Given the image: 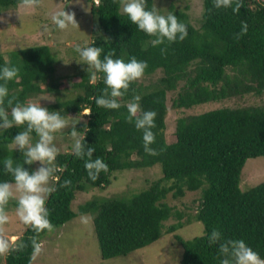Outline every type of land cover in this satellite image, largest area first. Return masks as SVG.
<instances>
[{
    "label": "trees",
    "instance_id": "trees-1",
    "mask_svg": "<svg viewBox=\"0 0 264 264\" xmlns=\"http://www.w3.org/2000/svg\"><path fill=\"white\" fill-rule=\"evenodd\" d=\"M88 1L96 20L93 39L87 46L100 48L101 59L114 51V59L129 62L135 57L147 62L143 77L134 81L120 99L119 109L96 105V98L106 87L104 74L98 73L97 81L92 83L86 64L71 77L70 86L63 78H56V58L47 44L12 51L8 58L0 53V70L6 65L19 69L18 78L7 83L5 110L10 114L16 103L31 102L32 95L54 93L57 99L47 104L49 111H57L64 118L84 116L86 121L75 128L82 134L85 150L95 148L92 159L99 157L109 167L107 173L102 172L93 181L85 161L75 156L73 150L58 153L53 170L54 190L46 197L53 226L92 213L103 259L127 255L170 232L183 247L181 264H220L219 242L210 245L208 239L213 230L221 233V242L243 239L264 259V182L248 190L240 186L247 160L264 156V0H243L239 14L231 8H215L213 0H202L199 26L191 22L186 10L171 5L165 16L175 15L187 26L188 35L183 41L165 40L157 46L152 44L155 37L131 23L120 0ZM20 4L22 0H0V11L15 9ZM146 7L149 10L155 7V0H147ZM242 21L247 22L248 31L237 39ZM162 49L166 52L162 53ZM0 84L4 81L0 80ZM62 92L69 97L61 98ZM169 92H177L172 98V107L177 109L239 100L248 95L262 101L180 116L175 140L169 142L166 137ZM136 96L141 98L138 103L142 112L157 113L156 127L152 129L156 141L151 145L157 155L144 151L142 130L127 121L126 105L136 102ZM10 98L12 105L7 104ZM20 131H27V125L0 127V182H14L5 171L4 162L8 158L13 160L14 167L23 166L29 172L36 169L35 162L25 164L23 151L13 146ZM30 135L38 138L34 131ZM156 164L161 165L163 176L144 190L129 198L94 197L81 204L78 211L73 210L77 192L107 187L116 171ZM66 180L71 183L64 187ZM197 190H201L197 212L186 224L194 219L201 221L204 233L186 239L176 233L184 226L181 221L184 214L166 198L170 193L180 197L186 191ZM11 204L17 207L16 200H12L7 209ZM173 217L178 221L167 226L166 221ZM47 232L37 234L26 225L15 243L23 244V249L6 254L4 264H33L32 240L41 244Z\"/></svg>",
    "mask_w": 264,
    "mask_h": 264
},
{
    "label": "rangeland",
    "instance_id": "rangeland-1",
    "mask_svg": "<svg viewBox=\"0 0 264 264\" xmlns=\"http://www.w3.org/2000/svg\"><path fill=\"white\" fill-rule=\"evenodd\" d=\"M171 5L186 10L191 22L196 26L200 25L203 12L202 0H155V8L162 15L169 12ZM90 7L91 4L88 0H41L40 6L30 9L20 4L15 9L0 11V53L6 54L8 58L12 51L47 44L51 47L56 58L55 77L63 78L65 84L70 86L71 77L79 67L85 65L77 62L79 55L75 49L77 46L87 47L93 39L92 29L96 16L93 15ZM60 10L75 13L79 25L69 26L65 30L57 28L52 22L51 16ZM176 93L169 92L168 94L169 112L166 120V137L169 142L175 140L176 121L180 116L200 113L222 106H237L262 101L260 97L248 95L239 100H222L202 104L191 109H177L172 107V98ZM60 96L63 98L66 93L62 92ZM56 99V95L52 92L32 95L29 98L31 102L45 107L47 104L55 102ZM65 118L69 121V126L62 132L55 134L54 143L59 152L73 150L74 141L70 135L72 122L74 120L79 121V123L86 121L84 116L78 115H70ZM77 133L82 137L80 132ZM37 140L38 138L32 137L33 144ZM13 146L15 145L13 144ZM54 165L50 166L53 170ZM35 166L36 169L39 168L40 163L35 162ZM162 176L160 164L153 167L127 168L116 171L113 173L111 184L107 187H92L86 191L77 192L72 208L78 211L81 204L94 197L122 196L129 198ZM262 182H264V156L248 159L241 175V189L248 190ZM53 184L54 178L52 177L49 186L52 187ZM15 194L19 195V193ZM200 196L201 190H197L186 191L185 195L180 197H174L170 193L166 198L170 205L184 214L181 219L184 226L178 228L176 233L186 239H192L204 233V225L201 221L194 219L193 222L186 224L187 219L197 212ZM9 206L7 211L11 222L5 227L6 236L11 241L12 237L17 240L22 235L26 225L15 215L17 207L13 204ZM177 221V217H173L166 221V225L174 224ZM182 256L183 247L175 238L174 233L164 232L160 238L143 248L127 255L103 259L95 232L93 214L86 213L78 215L61 226L54 227L52 232H47L41 243V251L34 255L33 264H181ZM4 261L5 255L0 256V264H4Z\"/></svg>",
    "mask_w": 264,
    "mask_h": 264
},
{
    "label": "clouds",
    "instance_id": "clouds-1",
    "mask_svg": "<svg viewBox=\"0 0 264 264\" xmlns=\"http://www.w3.org/2000/svg\"><path fill=\"white\" fill-rule=\"evenodd\" d=\"M147 0H120L122 11L129 18L132 24L151 37L153 46L163 44L165 40L168 42L183 41L188 35L187 26L180 22L173 14L167 16L160 14L155 7L147 9ZM25 8H33L41 5V0H22ZM214 7L231 8L235 14H239L244 6L243 0H213ZM52 22L60 30H65L69 26L79 25L75 13L66 10L55 12L51 16ZM241 33L237 35H245L248 31L246 21H242ZM79 55L78 63L88 65L87 72L90 74L91 82L95 83L98 79V73L104 74V83L106 87L103 94L96 98L95 103L100 108L119 109L121 107L120 99L128 92L130 85L142 78L147 68L146 61H138L135 57L129 62L123 59H114V51H109L104 58L101 59V49L97 47H79L75 49ZM162 53L166 49L161 50ZM19 69L17 67L4 66L0 70V80L4 84H0V119L3 124L0 127L5 129L27 125V131H20L15 135L13 144L24 153V163L33 164L39 162L40 167L32 172L23 166H13V160L8 158L5 160V171L14 178V182H0V256L6 255L11 251H20L24 245H15V238L11 241L6 236V225L11 222V218L7 211L10 201L16 200L17 208L15 215L19 220L29 226L35 233L39 234L47 230L52 232L54 226L49 219V210L46 207V196L54 189L50 187V180L53 177V169L50 167L54 164L59 149L56 147L55 134L62 132L69 126V121L61 116L57 111H49V109L41 104L28 102L26 104L16 103L11 107L10 114L5 110V98L9 96L7 83L18 78ZM136 102L126 105L128 110L127 121L135 124L137 130L143 132L144 151L149 155H157L155 149L151 147L156 141V136L152 129L156 127L155 118L157 113L154 111H141L139 101L140 97L136 96ZM8 105L13 104V99L7 100ZM91 111L86 114H90ZM9 115L11 118H9ZM79 121L72 122V131L70 133L73 138V152L75 156L85 161V168L91 180L95 181L100 174L107 173L109 167L101 158L92 159L95 148L88 147L85 150V144L82 142L76 131L75 125ZM38 137L33 144L32 132ZM86 158V159H85ZM71 182L64 181V187ZM15 193H19L17 196ZM86 222V220H85ZM210 245L219 242V253L222 254L220 264H264V259L246 244L243 239L224 240L221 242V233L213 230L208 237ZM34 253L41 251V244L35 239L32 240Z\"/></svg>",
    "mask_w": 264,
    "mask_h": 264
},
{
    "label": "built area",
    "instance_id": "built-area-1",
    "mask_svg": "<svg viewBox=\"0 0 264 264\" xmlns=\"http://www.w3.org/2000/svg\"><path fill=\"white\" fill-rule=\"evenodd\" d=\"M98 2V0H96Z\"/></svg>",
    "mask_w": 264,
    "mask_h": 264
}]
</instances>
